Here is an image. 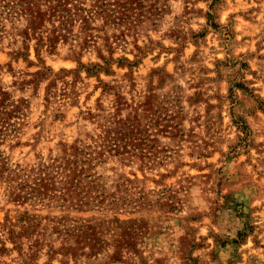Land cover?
I'll list each match as a JSON object with an SVG mask.
<instances>
[{"label": "rangeland", "instance_id": "obj_1", "mask_svg": "<svg viewBox=\"0 0 264 264\" xmlns=\"http://www.w3.org/2000/svg\"><path fill=\"white\" fill-rule=\"evenodd\" d=\"M0 264H264V0H0Z\"/></svg>", "mask_w": 264, "mask_h": 264}]
</instances>
